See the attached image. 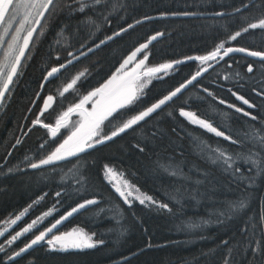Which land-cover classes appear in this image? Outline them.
<instances>
[{
  "label": "trees",
  "instance_id": "16d2710c",
  "mask_svg": "<svg viewBox=\"0 0 264 264\" xmlns=\"http://www.w3.org/2000/svg\"><path fill=\"white\" fill-rule=\"evenodd\" d=\"M188 13L197 14L180 15ZM261 18L264 0H54L0 106V219L27 209L22 225L37 221L13 243L0 244V264H224L225 260L264 264L261 253L254 257L252 251L258 241L264 245V175L248 172L242 158L261 151L254 134L264 136V60L227 55L132 128L65 161L28 168L64 135L60 129L48 137L44 127L28 125L44 94L54 99L39 119L51 123L62 109L104 80L132 48L157 32L160 37L141 52L147 54L148 65L202 54L218 42L264 52V29L242 31ZM138 20L142 21L124 28ZM238 31L241 35L230 39ZM113 33L40 87L44 73L67 52L82 51ZM198 68V62L189 60L143 76L137 99L104 121L99 132L108 134ZM68 80L72 87L57 95ZM179 109L194 113L237 143L185 120ZM216 149L231 155L233 168L240 167L242 175L234 178L222 161L213 163ZM106 165L121 181L139 189L135 195L146 194L155 203L141 204L133 197L126 203L114 192ZM172 171L177 176L170 175ZM241 199L247 206L234 207ZM86 200L95 203L66 219L55 232L78 228L95 247L60 250L42 241L9 259L38 230Z\"/></svg>",
  "mask_w": 264,
  "mask_h": 264
},
{
  "label": "snow or ice",
  "instance_id": "6c2138e0",
  "mask_svg": "<svg viewBox=\"0 0 264 264\" xmlns=\"http://www.w3.org/2000/svg\"><path fill=\"white\" fill-rule=\"evenodd\" d=\"M100 0H96V3H99ZM54 0H31V2H26V0H0V26L3 27V36H0V47H3L5 40L4 36H7L9 31L13 29L14 23L18 25V27H15V33L12 35V38L10 41L7 42V52L5 53V59L9 55L12 54V52L15 50L16 42L20 39V33L22 31H26V35L23 37V46L19 48L18 53L13 57L12 63L10 65L5 64L2 67H0V79L4 80L2 88H0V102L3 101L5 97V93L9 91V84L12 83L13 76L17 73V67L20 64V59L25 55V50L28 49L29 43L32 40L33 33L36 31L35 27H28L25 29L26 24H31L33 21L29 19L30 16H32V9L37 8V5H39V10L37 11L36 15L38 17H43L44 13L48 11L49 6L53 5ZM85 5L81 2L80 4V11L84 10ZM21 9L24 10L23 14H21ZM34 23L36 25L40 24L39 19H35ZM131 27V25L129 26ZM261 28L264 29V18H261L258 23H250L246 28H243L242 31L247 32L249 29H256ZM241 35V32H236L234 35L230 37V39L235 40L238 36ZM152 39H156L155 36L152 37ZM147 48V44L141 45L139 48L134 51L131 56L128 57L127 60H125L124 65H121V68H123L125 65H127L134 57H136L137 53L141 52L142 49ZM221 49H224V44L221 43L217 46L215 50L210 52L209 54L205 56H199L195 57L194 59L199 60L202 64L215 60L218 56H220ZM246 52L247 50L244 48H227L224 49V55L227 56L231 52ZM250 56L254 57H261L264 58V53L262 52H256L251 51L247 53ZM71 56L72 54L69 53ZM221 59L223 57H220ZM59 59V58H58ZM193 59V58H190ZM145 60H147V56L145 55L142 60L139 61V64L137 67H140L144 64ZM72 61L69 60L68 63H71ZM179 63V62H177ZM65 65L61 64L60 67H53L51 71L47 73V76L45 79L47 80L50 77H54L55 74H57L61 68H64ZM6 68L7 71H4L3 69ZM172 68V64H163L160 65L158 68H149L147 72L144 73L145 76L150 75L151 73H157L164 69H170ZM206 70V69H205ZM253 69L251 66H249L248 71L251 72ZM119 71V70H118ZM201 72L197 71L195 75L192 76L190 80L187 81V84H191L194 80L197 79L198 76H200ZM81 76L84 74L81 73ZM118 78L116 76H113L111 80H109L105 85H103L101 88L96 89L94 92L90 93L89 96H86L84 98V101L81 102V104L76 105V108H81L82 104L86 102L87 100L91 99L92 97L99 96L100 100L96 102V104L93 106V110L91 112H81L82 122L80 124V127L72 132V134L63 141L55 149L54 152H52L46 159L40 160L39 164L33 163L31 165L32 168H38L41 165H47L50 163H53L54 161L61 160L65 158V155L63 153H66L68 156L76 155L79 152H83L86 147H92V143L90 141L93 140V137L97 136L98 129L100 127V124L107 119L108 117L112 116L113 113L117 112L119 109H123L128 105H131L136 99L137 95L136 93L143 89L144 82H138L139 76H132L131 79L128 81H125L120 89H111V85L114 81H116ZM75 81H73V84ZM72 85L70 84L68 88H71ZM186 87V84H181L179 87H177L174 91L170 92L168 95L164 96L163 98L159 99L158 102L152 104L150 107H148L146 110L130 117L126 121H122L121 125H118L115 130L112 131L110 136L103 137V139H96L95 143H102L104 139H112L113 137L119 135L120 133L124 132L125 130L132 128L133 126L137 125L140 121H143L146 117L150 116L153 112H156L158 109L161 108L162 105H165L168 101H171L173 97L177 96L178 93L181 92L183 88ZM65 91H68L66 88ZM235 95V93H234ZM54 97L52 95H49L44 100V109H47L49 107V102L53 101ZM237 99L241 100L243 104L248 105L249 107H253L249 103L247 99H245L242 96H238ZM221 103H224V101H220ZM232 107V105H230ZM73 111L72 108L68 109V113H71ZM236 111L241 112L243 111L242 108H237ZM68 113H65L67 115ZM43 114V111L41 112V115ZM180 115L189 119L190 122L194 124H198L199 126L206 128L210 132L215 133L216 136L224 137L226 140H230L231 143H237V141L232 140L230 136H226L224 132L217 130L215 127H213L210 123H207L205 120H202L198 118L194 113L186 112L183 109L180 110ZM244 115L249 116L251 115L248 112H244ZM252 119H256L255 116L251 117ZM40 123L39 117L36 121L33 122ZM57 127L59 126V121L56 122ZM45 128H50L52 135L56 136V128H51L50 125L44 124ZM254 139H256L257 144L261 148L260 152L256 151H250L246 156H243L244 163L248 165L247 171L253 172L257 175H264V136H259V134H254ZM19 143V141H17ZM217 153L215 159H213V163H217L218 161H222V163L225 165V170H231L234 178H238V174L242 175L240 167L233 168V164L235 161L233 160V157L229 154H227L223 150H213ZM238 159L241 158L240 156L237 157ZM106 173L111 174L113 176L117 175V173L112 169L109 168L107 165L105 166ZM121 177L123 176L122 173H119ZM170 175L177 176L176 171L170 172ZM244 179L251 180L252 177L246 176ZM112 181H110L111 183ZM243 182V180H241ZM122 186H115L116 192L119 194L120 197L124 199L126 203L130 202L129 197H133L136 200H139L141 204H144L145 201H149L152 203H155V201L152 200L151 196H148L146 194L142 195H135L133 196V192L139 193V189L136 188L134 185H130L127 180H122ZM199 183V181H197ZM59 195V193H57ZM95 203L94 200H88L85 203H82L78 205L77 208H73L71 212L67 213V216H71L73 213L77 212L78 209L86 207L88 204ZM246 202L244 199H241L237 202H235L234 207H238L239 209H244L246 207ZM160 207L166 208L167 204H161ZM28 210L25 209L24 212L20 214V216L16 217V220H20L21 216H23ZM50 213H45V215H49ZM67 217H61L60 220H57L54 224H52L51 227L47 228L46 231L40 232L39 235H36L35 238L31 241L30 244H28L25 248L20 249V251L15 253V256H20L23 252L27 251L28 248H31L33 245L39 243L40 241L45 240V237L48 235V233H51L54 228H56L64 219ZM16 220L12 221L13 224L16 223ZM261 220H264V215L261 216ZM37 224V221H32L31 224H28L27 227L23 228L22 232H16L15 235L11 237V239L8 241L9 244L16 241L22 234L29 232L35 225ZM0 235H3V233H0ZM73 235V233H65L62 235H53L51 239L47 240V243L49 245H59L60 250H67L69 248H91L95 247V244L90 243L91 237L89 236H82V239L77 241H71L68 239ZM262 235H264V232H262ZM102 243V241H101ZM227 243V242H225ZM0 251H3V248L0 247ZM253 256L255 257L257 252L259 251L261 253V259H264V245H261V243L257 242V247L253 250ZM9 259H14V257H9ZM224 264H229L228 260L224 261Z\"/></svg>",
  "mask_w": 264,
  "mask_h": 264
},
{
  "label": "water",
  "instance_id": "95a60500",
  "mask_svg": "<svg viewBox=\"0 0 264 264\" xmlns=\"http://www.w3.org/2000/svg\"><path fill=\"white\" fill-rule=\"evenodd\" d=\"M197 13H195V14H192V13H188V14H180V15H182V16H188V15H196ZM202 15H204V14H202ZM205 15H221V13H206ZM165 16H174V14L173 15H165ZM157 17V16H156ZM39 18V17H38ZM148 18H153L152 16L151 17H148ZM148 18H145V19H142V20H147ZM142 20H138V21H135V22H132L131 24H128L127 26H125L124 28H128L130 25L132 26V25H134V24H136L137 22H140V21H142ZM32 27H37V25L34 23L33 25H32ZM123 29H121V30H119L118 32H120V31H122ZM118 32H116V33H118ZM116 33H113L112 35H110V36H108L107 38H105V39H103V40H101V41H99V42H97L96 44H94V45H92V46H90V47H88V48H86V49H84V50H82V51H80V52H78L77 54H75V55H73V56H71L70 58H68L67 60H65L64 62H62V63H60V64H58V65H56V66H53V67H60V65L61 64H64L65 66L66 65H68V64H70V63H68V61L69 60H71L72 62H74L76 59H78V58H80V57H82V56H84V55H86V54H88L89 52H91L92 50H94L95 48H97L99 45H101V44H103L104 42H106L108 39H110L113 35H115ZM160 33L159 32H157V33H154V34H151V35H149L144 41H142L141 43H139L138 45H136L134 48H132L122 59H121V61L118 63V65L111 71V73L104 79V80H102L98 85H96L95 87H93L92 89H90V90H88L87 92H85L83 95H81L76 101H74L73 103H71V104H69L68 106H66L62 111H60L57 115H56V117L54 118V120H53V122L52 123H47L48 125H50L51 126V128H56V133L62 128V127H64L65 125H67L68 124V122L70 121V119H71V117L72 116H76L77 117V121L74 123V125L70 128V130H68V132L60 139V141L59 142H57L55 145H54V147L45 155V156H43L42 158H40V159H38V160H36L35 162H33V163H36V164H39V162H40V160H42V159H46L52 152H54L55 151V149L57 148V147H59V145L61 144V143H63V141L65 140V139H67L71 134H72V132H74V131H76L79 127H80V124H81V122H82V117H81V112H91L92 110H93V106L96 104V102L98 101V100H100V97L99 96H95V97H92L91 99H89V100H87L86 102H84L83 104H82V107L81 108H76V105H78V104H81V102L82 101H84V98L86 97V96H89V94L90 93H92V92H94L96 89H98V88H101L103 85H105L109 80H111L112 78H113V76H116L118 79L116 80V81H114L113 82V84L110 86L111 87V89H120L121 88V86H122V84L125 82V81H128L129 79H131V77L132 76H139V79L142 77V76H145L144 75V73L145 72H147V70L149 69V68H158L160 65H163V64H172V67L173 66H175V65H177V64H179V63H181V62H185V61H189V60H194V61H199V60H196V59H194L195 57H199V56H205V55H207V54H209L210 52H212L213 50H215V49H213V50H211V51H209V52H206V53H204V54H201V55H195V54H192V55H188V56H185V57H181V58H178V59H175V60H171V61H164V62H158V63H155V64H152V65H145V63H146V60H145V62H144V64L143 65H141L140 67H137V65L139 64V61L140 60H142L143 58H144V56L146 55L147 56V54L146 53H143L142 55H140L141 54V52L144 50V49H142L141 50V52H139V53H137V55H136V57H134L127 65H125L123 68H121V65H124V62H125V60H127L128 59V57L129 56H131V54L134 52V51H136V49L137 48H139L141 45H143V44H147V46L150 44V43H152L154 40H156L158 37H160ZM153 36H155L156 37V39H152V37ZM23 46V43H22V45H21V47ZM227 48H233V49H237V48H242V47H236V46H227V47H224V49H227ZM224 49H221L222 50V52H220V56H218L219 58H218V60L219 59H221L220 57H225V55H224ZM245 49V48H244ZM80 50V48H78L77 50H76V52L77 51H79ZM247 51L246 52H231V53H229L228 55H230V54H241V55H244V56H247V57H250V58H253V59H260V60H264V58H261V57H254V56H250V55H248L247 53L248 52H251V51H254V50H249V49H246ZM19 51V50H18ZM256 52H259V51H256ZM18 53V52H17ZM16 53V54H17ZM70 53H72V52H70ZM262 53H264V52H262ZM68 55H69V53H68ZM140 55V56H139ZM190 58H193V59H190ZM21 59H22V57H21ZM21 59H20V62H21ZM217 60V61H218ZM71 62V63H72ZM177 62H179V63H177ZM214 64V62H212V63H210L209 65H207V66H202V67H200L197 71H200L201 72V74H200V76L211 66V65H213ZM53 67H50L45 73H44V75H43V77H42V79H41V82H40V87L42 86V84L45 82V81H47L48 79H51V78H53V77H50V78H48L47 80L45 79V77L47 76V73L49 72V71H51V69L53 68ZM62 69V68H61ZM60 69V70H61ZM206 69V70H205ZM119 70V71H118ZM165 70H167V69H164V70H162V71H165ZM162 71H160V72H162ZM196 71V72H197ZM196 72H194V73H192L188 78H186L184 81H182L180 84H178L177 86H175L174 88H172L170 91H168L166 94H164V95H162L160 98H158V99H156L154 102H152V103H150L148 106H146V107H144L143 109H141L140 111H138L137 113H135L134 115H136V114H138V113H140V112H142V111H144V110H146L148 107H150L152 104H154V103H156V102H158V100L159 99H161V98H163L164 96H166V95H168L170 92H172V91H174L177 87H179L181 84H186V87L185 88H187L189 85H191V84H187V81L188 80H190L191 78H192V76L193 75H195L196 74ZM157 73H159V72H157ZM157 73H151L150 75H154V74H157ZM56 75V74H55ZM54 75V76H55ZM200 76H198L197 78H199ZM4 83V82H3ZM71 84V81H69L67 84H65L64 85V87L62 88V90L64 91L66 88H68V86ZM2 86H3V84H2ZM2 88V87H1ZM185 88H183L181 91H183ZM49 95H51V94H45L43 97H42V99H41V103H40V105H39V109H38V111H37V113H36V118H38L39 116H40V114H41V112L43 111H46L49 107H50V105H51V103H52V101L51 102H49V107L47 108V109H44V100L49 96ZM174 98V97H173ZM169 102V101H168ZM167 102V103H168ZM163 106V105H162ZM161 106V107H162ZM69 108H72L73 109V111L71 112V113H68V109ZM180 110L181 109H179L178 110V114L180 115ZM184 111H186V112H189V111H187V110H185V109H183ZM65 113H68L67 115H65ZM114 114V113H113ZM134 115H132V116H134ZM131 116V117H132ZM181 116V115H180ZM181 117H183V116H181ZM109 118V117H108ZM130 118V117H129ZM128 118V119H129ZM185 120H187V121H189L190 122V120L189 119H187V118H185V117H183ZM199 118V117H198ZM201 119V118H200ZM106 120V119H105ZM104 120V121H105ZM203 120V119H202ZM36 121V120H35ZM57 121H59V126L57 127V124H56V122ZM192 123V122H191ZM40 124L43 126L44 124L43 123H41L40 122ZM194 124V123H193ZM194 125H196V126H199L198 124H194ZM44 127V126H43ZM199 127H201V126H199ZM201 128H203V127H201ZM204 129H206V128H204ZM46 130H47V135L49 136V137H52L53 135H52V133H51V130H50V128H46ZM111 133L112 132H110L109 134H107V135H105V136H101L100 138L98 137V138H96V139H103V137H106V136H110L111 135ZM94 138V137H93ZM96 139H93L92 141H90V143H92V145H95V144H99V143H95V140ZM107 139H104L103 140V142H105ZM91 147H86L85 148V150L83 151V152H85V151H87L88 149H90ZM83 152H79V153H77L76 155H72V156H68L66 153H63L64 155H65V158L64 159H61V160H57V161H54L53 163H50V164H47V165H51V164H54V163H58V162H61V161H65V160H67V159H69V158H72V157H75V156H77V155H79V154H81V153H83ZM33 163H31V164H29V166H28V168H32L31 167V165L33 164ZM47 165H41L40 167H42V166H47ZM86 201H88V200H86ZM86 201H83V202H81V203H78V204H76L75 206H73L72 208H70L68 211H66L64 214H62L60 217H58L57 219H55L50 225H48L46 228H44L42 231H46V229L47 228H49V227H51L52 226V224H54L57 220H60L61 219V217H67L66 219H68V218H70L71 216H73L75 213H77L78 211H80V210H82L83 208H80V209H78V211L77 212H75V213H73L71 216H67V213L68 212H71V210L73 209V208H77L78 207V205H80V204H82V203H85ZM89 205V204H88ZM88 205H86V206H88ZM85 208V207H84ZM66 219H64L60 224H62ZM60 224L56 227V228H58L59 226H60ZM56 228H54L53 230H55ZM41 231V232H42ZM59 235H61V234H59ZM34 239V237L31 239V241ZM68 239H71V237H68ZM31 243V242H30ZM30 243H26L22 248H25L28 244H30ZM38 244V243H37ZM37 244H35V245H33L32 247H34V246H36ZM31 247V248H32ZM30 248H28L27 250H29ZM12 257H15V254L12 256Z\"/></svg>",
  "mask_w": 264,
  "mask_h": 264
},
{
  "label": "flooded vegetation",
  "instance_id": "af4514ba",
  "mask_svg": "<svg viewBox=\"0 0 264 264\" xmlns=\"http://www.w3.org/2000/svg\"><path fill=\"white\" fill-rule=\"evenodd\" d=\"M26 2H30L29 0H26ZM39 10V5H37V8H34V9H32L31 11H32V16H30L29 17V19L31 20V21H33L31 24H26L25 25V29H27L28 27H32V25L34 24V20L35 19H39L40 21H41V17H39L38 18V16L36 15V13H37V11ZM23 12H24V10L23 9H21V14H23ZM38 26L39 25H37V27H36V30H37V28H38ZM15 27H18V25L17 24H15L14 23V26H13V29L12 30H10L9 31V33H8V35L7 36H4V40H5V43H4V45H3V47H0V67H2L3 65H5V64H8V65H10L11 63H12V59H13V57L16 55V53L18 52V50H19V48L21 47V45H22V43H23V37L26 35V31H22L19 35H20V39L16 42V47H15V50L12 52V54L11 55H9L8 57H7V59H5V53L7 52V42L8 41H10L11 40V38H12V35L15 33ZM3 31H4V29H3V27L2 26H0V36H3ZM36 32V31H35ZM34 32V33H35ZM33 33V34H34ZM232 36V35H231ZM221 44V42L219 43L218 42V44L216 45V46H214L213 48H211L212 50L213 49H216L217 48V46L218 45H220ZM236 46V45H233L232 43H229V44H224V47L225 46ZM238 47H240V46H238ZM71 51H69V52H67L66 53V55H65V58H64V60H62V61H65L67 58H69L70 57V55H68V53H70ZM220 52H222V50L220 51ZM26 53V52H25ZM74 54H76V52H73L72 53V55H74ZM71 55V56H72ZM80 58H82V57H80ZM80 58H78V59H80ZM226 58V56L225 57H223L222 59H219L218 60V58H216V60H218V61H216L215 63H214V65L213 66H215V65H217V64H219V63H221L222 61H223V59H225ZM78 59H76V60H78ZM75 60V61H76ZM62 61L60 62V63H62ZM60 63H58V64H60ZM199 65H201L202 63H198ZM57 65V64H56ZM212 66V67H213ZM65 69V68H64ZM3 70H7L6 68H4ZM63 70V69H62ZM3 82H4V80L3 79H0V88L2 87V84H3ZM8 92V91H7ZM7 92L5 93V97H4V99H3V101H5V99H6V97H7ZM39 92H40V90H38L37 92H36V94H35V96H34V98L32 99V102H31V104H30V107L31 106H33V103L35 102V100L37 99V97H38V94H39ZM65 91H62L61 89H59L58 90V93H57V95H60V94H62V93H64ZM230 94H232V92H230ZM233 96V95H232ZM236 99H237V97H235ZM237 100H239V99H237ZM3 101L2 102H0V106H1V104L3 103ZM41 101V100H40ZM242 102V101H241ZM39 105H40V102H39ZM39 105H38V108L36 109V112H35V114H34V116H33V118L32 119H30L29 121V127L30 126H32V125H34V126H39V127H42L41 126V124L40 123H33L35 120H37L36 119V113H37V111H38V109H39ZM40 118V117H39ZM24 119V118H23ZM40 120V119H39ZM21 125H22V123L20 124V127H19V131H20V129H21ZM43 128V127H42ZM46 130V129H45ZM47 133V132H46ZM20 211H18L17 212V214L19 213ZM15 215V214H14ZM13 215V216H14ZM9 217H11V216H9ZM8 216H5L4 218H1L0 219V233H3V235H0V244L4 241V240H8V239H11V237L13 236V235H15L16 234V232H21V230L23 229V225H22V223H24V220H23V216H22V218H20V220H17L16 221V224L15 225H13V227L15 226H17V229L16 230H11V228H13V227H11V228H8V227H6V223H7V221H8V219L7 218H9ZM21 225V226H20ZM15 227H14V229H15ZM13 231L12 233H9V232H11V231ZM9 233V234H8ZM4 236H6L4 239H3V237ZM1 239H3V240H1Z\"/></svg>",
  "mask_w": 264,
  "mask_h": 264
},
{
  "label": "rangeland",
  "instance_id": "374dc122",
  "mask_svg": "<svg viewBox=\"0 0 264 264\" xmlns=\"http://www.w3.org/2000/svg\"><path fill=\"white\" fill-rule=\"evenodd\" d=\"M30 2H31V0H29ZM140 55H142V54H140ZM139 55V56H140ZM4 71H7V70H4ZM142 78V77H141ZM140 78V79H141ZM140 79H139V81H140ZM138 81V82H139ZM77 121V117L76 116H72L71 117V119H70V121L68 122V124L67 125H65L63 128H62V130L64 129V131L62 132V133H64V134H66L67 132H68V130H70V128L74 125V123ZM101 126V125H100ZM99 129H100V127H99ZM99 129H98V134H97V136L96 137H99V136H103L104 135V133H103V131L102 132H99ZM99 135V136H98ZM100 138V137H99ZM109 176H110V179H111V181H113V186L115 185V186H122V181H121V179H119L116 175L115 176H113V175H111V174H108ZM115 186H114V188H115ZM133 195H135V192H133ZM20 214L21 213H19V214H15L14 216H12V217H9V218H7L8 219V221H7V223H6V227H8V228H11V227H13V225H15V224H13L12 223V221H14V220H16V217L17 216H20ZM21 218H22V216H21ZM17 221V220H16ZM28 224H30L29 222H25V224L22 226L23 228H25V227H27L28 226ZM23 230V229H22ZM22 230H21V232H22ZM43 229H40V230H38L35 234H34V238H35V236L36 235H39L40 234V232L42 231ZM53 233H55V232H51V234L50 233H48V236H46L45 237V240H43V241H45L46 243H47V241L46 240H48V239H51L52 238V236L53 235H59V234H65V233H73V235H71L70 237H71V239H69V240H71V241H77V242H79L81 239H82V236H88L85 232H83L82 230H80V229H78V228H69L68 230H63V231H59L58 232V234L56 233V234H53ZM32 237V238H33ZM31 238V239H32ZM31 239L27 242V243H30L31 242ZM10 239H8V240H5V242L4 243H8V241H9ZM40 242H42V241H40ZM90 243H92V241L90 240L89 241ZM48 244V243H47ZM50 247H58V248H60V246H58V245H56V246H53V245H49ZM73 249H75V248H73Z\"/></svg>",
  "mask_w": 264,
  "mask_h": 264
}]
</instances>
